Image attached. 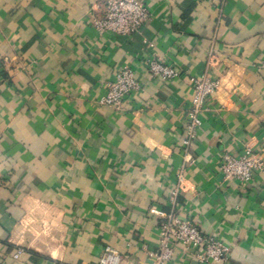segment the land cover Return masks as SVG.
<instances>
[{"label":"crops","instance_id":"1","mask_svg":"<svg viewBox=\"0 0 264 264\" xmlns=\"http://www.w3.org/2000/svg\"><path fill=\"white\" fill-rule=\"evenodd\" d=\"M139 1L149 19L123 37L92 27L102 0H0V264H98L106 247L150 264L179 173L175 213L229 264H264V170L247 184L220 172L224 153L264 157V0ZM155 60L179 75L153 76ZM123 67L142 89L101 105ZM205 73L219 89L185 147ZM193 253L166 264H201Z\"/></svg>","mask_w":264,"mask_h":264},{"label":"built area","instance_id":"2","mask_svg":"<svg viewBox=\"0 0 264 264\" xmlns=\"http://www.w3.org/2000/svg\"><path fill=\"white\" fill-rule=\"evenodd\" d=\"M147 7L139 0H102L101 14L92 17V27L100 34H115L130 37L138 34L149 19ZM152 47V44H149ZM148 71L163 82H168L179 75L177 68L159 61H150ZM193 95L187 110L185 136L183 145L190 146L197 138L202 122L200 114L205 110L206 101L219 89V82L207 73L191 80ZM142 84L135 78L133 70L123 67L118 70L112 81L107 82L105 95L100 104L118 108L132 94L138 93ZM264 170V157L247 149L239 156L224 153L220 158V172L225 182L247 184L252 180L253 173ZM185 190L182 174L169 196L171 211L164 216L160 224L158 245L154 250H147L150 264H166L172 260L176 251L184 254L194 252L201 264H229L230 247L213 235L204 234L200 228L187 218H180L175 213L179 195ZM24 254L19 248L13 255L18 260ZM120 256L110 247H106L99 258L98 264H119Z\"/></svg>","mask_w":264,"mask_h":264}]
</instances>
